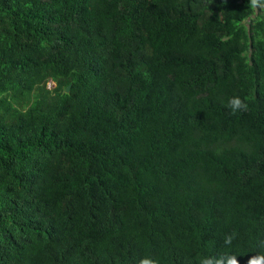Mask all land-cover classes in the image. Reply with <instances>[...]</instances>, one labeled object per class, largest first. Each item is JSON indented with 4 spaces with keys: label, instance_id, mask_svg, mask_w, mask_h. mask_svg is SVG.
Returning <instances> with one entry per match:
<instances>
[{
    "label": "trees",
    "instance_id": "16d2710c",
    "mask_svg": "<svg viewBox=\"0 0 264 264\" xmlns=\"http://www.w3.org/2000/svg\"><path fill=\"white\" fill-rule=\"evenodd\" d=\"M257 257L264 0H0V264Z\"/></svg>",
    "mask_w": 264,
    "mask_h": 264
},
{
    "label": "clouds",
    "instance_id": "9594fccd",
    "mask_svg": "<svg viewBox=\"0 0 264 264\" xmlns=\"http://www.w3.org/2000/svg\"><path fill=\"white\" fill-rule=\"evenodd\" d=\"M226 107L229 108L234 113L238 110L245 109L246 105L240 99L239 96H233L228 99ZM262 261H264V257H257V258L251 259L249 264H262ZM140 264H155V262L150 259L145 258L140 261ZM201 264H221V261L216 260L214 262L212 259H204L201 261ZM228 264H236V261L234 259L229 260Z\"/></svg>",
    "mask_w": 264,
    "mask_h": 264
},
{
    "label": "rangeland",
    "instance_id": "374dc122",
    "mask_svg": "<svg viewBox=\"0 0 264 264\" xmlns=\"http://www.w3.org/2000/svg\"><path fill=\"white\" fill-rule=\"evenodd\" d=\"M47 87L49 90H52V89H54L55 84L53 82H49Z\"/></svg>",
    "mask_w": 264,
    "mask_h": 264
},
{
    "label": "water",
    "instance_id": "95a60500",
    "mask_svg": "<svg viewBox=\"0 0 264 264\" xmlns=\"http://www.w3.org/2000/svg\"><path fill=\"white\" fill-rule=\"evenodd\" d=\"M66 93H69V87H67V89H66Z\"/></svg>",
    "mask_w": 264,
    "mask_h": 264
}]
</instances>
